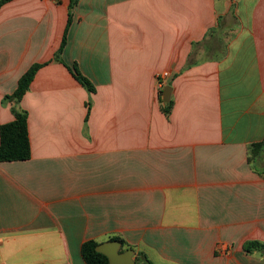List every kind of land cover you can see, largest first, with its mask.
I'll list each match as a JSON object with an SVG mask.
<instances>
[{
    "label": "crops",
    "instance_id": "obj_1",
    "mask_svg": "<svg viewBox=\"0 0 264 264\" xmlns=\"http://www.w3.org/2000/svg\"><path fill=\"white\" fill-rule=\"evenodd\" d=\"M70 1L0 9V126ZM61 58L95 91L52 61L20 100L31 156L0 163V264H85L115 237L153 264H264L242 249L264 242V0H77Z\"/></svg>",
    "mask_w": 264,
    "mask_h": 264
},
{
    "label": "trees",
    "instance_id": "obj_2",
    "mask_svg": "<svg viewBox=\"0 0 264 264\" xmlns=\"http://www.w3.org/2000/svg\"><path fill=\"white\" fill-rule=\"evenodd\" d=\"M13 0H0V9L12 2ZM77 0H71L69 5L67 23L63 32L60 46L53 56L50 62H58L63 64L67 70L71 73L74 79L90 93H94L95 88L93 84L84 77L78 70L76 64L67 66L63 63L61 55L64 50L67 41V34L72 23V10L76 5ZM50 62L45 63H34L28 70L19 78L17 87L12 94L3 97L4 103L11 104V112L13 120L9 123L0 126V163L2 162H18L26 161L30 159V141L28 137V115L27 112L19 108V102L22 97L29 90L30 84L32 83L36 73L42 67L48 65ZM172 107V102L166 104L164 112L168 114ZM264 149V140L254 143L249 147L250 158L248 162L251 163L253 159H256L260 152ZM119 241L122 246L124 242L120 238H113L110 241ZM99 245L94 240L84 242L80 248V255L85 264H109L108 259L96 252V247ZM243 252L249 255L255 252L260 253L262 260H264V242L260 241H246L242 246ZM136 264H153L143 253H137L135 258Z\"/></svg>",
    "mask_w": 264,
    "mask_h": 264
},
{
    "label": "water",
    "instance_id": "obj_3",
    "mask_svg": "<svg viewBox=\"0 0 264 264\" xmlns=\"http://www.w3.org/2000/svg\"><path fill=\"white\" fill-rule=\"evenodd\" d=\"M170 87H166L163 91V100L169 101ZM96 252L104 255L109 264H136L134 260L135 252L132 249L122 251V244L119 241H107L100 243L96 247Z\"/></svg>",
    "mask_w": 264,
    "mask_h": 264
},
{
    "label": "built area",
    "instance_id": "obj_4",
    "mask_svg": "<svg viewBox=\"0 0 264 264\" xmlns=\"http://www.w3.org/2000/svg\"><path fill=\"white\" fill-rule=\"evenodd\" d=\"M47 1H52V0H47ZM167 76V72H162L161 74H160V77L161 78H165ZM158 81H160V80H158Z\"/></svg>",
    "mask_w": 264,
    "mask_h": 264
},
{
    "label": "flooded vegetation",
    "instance_id": "obj_5",
    "mask_svg": "<svg viewBox=\"0 0 264 264\" xmlns=\"http://www.w3.org/2000/svg\"><path fill=\"white\" fill-rule=\"evenodd\" d=\"M122 251H123V249H122Z\"/></svg>",
    "mask_w": 264,
    "mask_h": 264
}]
</instances>
